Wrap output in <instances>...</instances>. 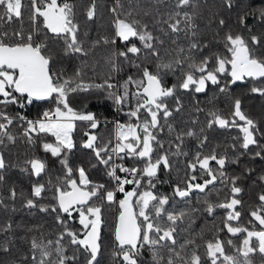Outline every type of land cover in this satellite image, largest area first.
I'll list each match as a JSON object with an SVG mask.
<instances>
[{
    "label": "snow or ice",
    "instance_id": "obj_1",
    "mask_svg": "<svg viewBox=\"0 0 264 264\" xmlns=\"http://www.w3.org/2000/svg\"><path fill=\"white\" fill-rule=\"evenodd\" d=\"M201 7L200 0H113L110 31L97 30L93 36L98 0H90L79 12L73 0H0V210L14 213L19 203L29 212L50 215L55 226V239L45 235L43 225L26 227L20 238L27 244L25 251L14 238L19 225L8 217L0 224V264H102L104 210L112 204L118 207L112 264H146V251L150 264H256V256L264 264V191L249 210V226L242 225V181L253 169L227 171L245 155L264 160L261 122L231 91L237 82L252 81L250 93L264 97V30L253 32L248 25L254 18L264 29V6H241L233 19L235 0H220L203 29L198 23ZM13 23L18 27L11 29ZM100 47L105 49L107 73L97 83L87 77L92 68L88 58ZM72 57L78 64L69 74L60 65ZM128 70L125 79H116ZM169 76L174 83L169 84ZM210 86L230 101L228 114L215 107V95L211 107L200 106L196 96ZM93 91H100L127 119L109 120L86 104L73 106L74 95ZM185 94L191 96L188 103ZM34 101L51 106L35 118L12 111ZM78 125L79 140L74 138ZM17 128L19 135L13 131ZM233 128L240 132L234 143L211 144L210 130ZM164 133L167 140L161 138ZM49 136L51 142H40ZM189 139L197 141L191 154L186 150ZM38 142L58 159L60 175L53 178L47 161L27 152L16 165L8 162L10 146L21 143L31 150ZM78 146L90 150L92 157L74 165L71 154ZM126 159L133 163L127 165ZM10 167L33 178L30 191L8 182ZM98 167L107 182L90 178V169ZM162 169L169 176L176 171V181L162 180ZM42 176L48 179L41 182ZM257 179L264 185V173ZM164 183H171V194L157 190ZM217 183L222 188L216 189ZM49 192L50 202L44 203ZM194 192L204 194L198 199L202 208L191 205ZM118 194L123 198L117 199ZM177 200L185 206L178 208ZM218 209L224 211L222 226L213 223L211 239L193 231L198 213L212 217ZM225 231L243 234L239 247L220 238ZM33 232L39 237L28 235Z\"/></svg>",
    "mask_w": 264,
    "mask_h": 264
},
{
    "label": "trees",
    "instance_id": "obj_2",
    "mask_svg": "<svg viewBox=\"0 0 264 264\" xmlns=\"http://www.w3.org/2000/svg\"><path fill=\"white\" fill-rule=\"evenodd\" d=\"M74 3L77 4L78 12L84 5L90 2V0H73ZM113 0H98V18L96 19L95 23L91 25L92 29V35L95 36L97 30L100 32H103L105 29H108L110 31L108 21L111 18V14L108 11V8L112 5ZM200 3L202 7L200 8V12L202 15V19L198 20V23L200 24L201 29L204 28L205 23H207V18L211 14L212 11H216L219 8L220 0H200ZM236 7L232 9L231 16L233 19L236 16V13L239 11L241 6H244L246 4H251L253 7H261L264 6V0H235ZM81 21H83V16L81 15L79 17ZM248 25L253 28V32H257L262 29L261 26L257 25L254 18H249ZM18 27V23H13L11 25V29H15ZM25 27L27 28V22H25ZM9 29V30H11ZM117 47L120 49H123V45L118 41ZM216 46L213 45V48ZM208 50L206 49L205 52ZM104 56H105V49L103 47L97 48L94 50L93 54L88 58L89 64L92 65V68L88 70L87 77L89 79L94 80L95 82L99 83L102 82V79L105 77L107 73V67L104 63ZM78 64V59L75 57L72 58H66L63 60V63L60 65L64 70H66L67 73L73 72L74 68ZM131 70H128L127 72H121L116 76L117 80L122 81L126 78L128 74H130ZM169 84L175 82V78L172 76H169L168 78ZM253 86L252 81H245V82H237L234 86H232L231 91L234 95L240 96L243 100V107L247 111V113L251 116H253L255 119L261 122V131H264V97H261L258 94H252L250 93L249 89ZM215 95L217 99L215 100V107L221 111H223L225 114H228L231 110V103L230 101L222 94H219L217 92L216 87L210 86L209 90L206 94H199L196 96V99L200 101V106L202 108H209L211 105L209 104V100ZM191 100V96L188 94H185V102L188 103ZM71 101L73 103L74 107H83L85 104L88 106V110L96 112L101 117H107L109 120L116 118L120 120H125L127 117H125L123 114L118 113L114 110V107L110 101H106L102 98V93L100 91H93L92 93H82L79 95H74L71 98ZM49 102L45 101H34L31 106H28L24 110H20L17 107H13L12 111H23L25 115H27L29 118H35L41 111H43L45 108L50 107ZM201 121L204 120L203 113L200 115ZM179 120V117L177 118ZM80 127L82 125H78L76 133H74V138H77L78 140L82 137V132L80 131ZM112 128V125L109 124L107 126V130H110ZM107 130H105V135L108 134ZM13 131L19 135L20 129H13ZM209 137L210 142L212 145L215 144H221L226 145L230 143H234L235 141L232 139L233 137H237L240 135V132L238 129H228V130H222V129H214L209 131ZM162 139L167 140L168 134L164 133L161 135ZM52 137H42L40 142H43L47 140L48 142L52 141ZM31 150L27 148V146L18 143L16 146H10L7 152V160L11 165H16L18 162L22 161L25 158V153L27 152L29 155H36L39 156L41 159H44L47 161L49 169H50V175L54 178L57 175L61 174V166L59 164V161L57 158L52 157L50 153H46L40 148L39 143ZM187 143V151L189 153H194L197 150V141L194 139H189L186 141ZM92 157V153L90 150H82L79 148L74 150V152L71 154V162L75 164L84 163L86 160L90 159ZM94 162V161H93ZM127 165H131L133 163L132 160L126 159L124 161ZM213 166H215L213 164ZM244 168H251L253 169V172L251 175L246 176V178L242 181V186L245 188V192L241 194L243 201H244V208L242 210V217L240 223L244 226H249L248 221L252 218L249 215L250 208H254L258 205L259 201L257 200V194L260 191H264V185H261L258 181V176L262 173H264V160L260 158L252 159L250 155H245L241 157L240 163L238 165H233L232 167H229L227 171L229 174L233 173H240L242 169ZM182 175V173H181ZM90 178L107 182L106 177L103 175V168H96V169H90ZM204 179L207 178V176L203 177ZM6 179L9 183H14L18 190L23 189L26 192L30 191V184L33 182V178L29 175L23 173L20 171L18 167H10L8 171L6 172ZM47 176H42L40 178L41 182H44L47 180ZM161 179L165 181H171L175 182L177 179V173L176 171H173L171 176L167 175L166 172L162 169L161 172ZM256 181V183H253ZM212 186H210L211 188ZM128 188H131V186H128ZM216 189L222 188V185L217 183L215 185ZM158 191L164 192L166 194H171L172 186L171 183H164L161 185H158ZM226 190L222 191L220 193L221 196L225 194ZM6 195V193H5ZM46 198L44 200V203L50 202L51 192L46 194ZM122 194L117 195V199H122ZM204 194L202 193H193L192 199H191V205L193 207L202 208V205L198 203V199H203ZM212 200H216L217 197L215 194L211 196ZM176 206L178 208L184 207V203L177 200ZM17 211L12 213H4L2 210H0V224L4 223V221L11 217L14 226L19 225V227H15L14 231V238L18 242L19 247H23L25 251H27V244L22 243L20 241V238L25 236L26 234V227H31L33 225H43V228L41 229L44 231L45 235L48 236V238L55 239V226L53 225V221L50 215H46L43 213H39L38 211L29 212L26 209H23L20 207L19 203L16 205ZM118 214V207L115 204L112 205H106L104 210V215L106 217V227L102 231V237L104 242V256L102 264H112V258L110 255L111 247H112V228L114 226V220L116 215ZM224 215L223 210H217L214 216L210 217L206 213H203L202 211L198 213L194 218V223L192 224V229L194 232L203 231L205 233V239H211L213 236V233L209 231V229L212 228L213 223H215L217 226H222L220 224V217ZM253 225L257 228H259L258 223L253 221ZM73 227L79 228V224L73 222ZM51 234V235H49ZM28 235H36L39 237L38 232L29 233ZM221 239L228 240L231 239L233 241V244L236 247L240 246V242L243 239V234H239L237 236H232L231 234H228L226 231L219 234ZM4 237L2 234H0V240H2ZM200 242V241H198ZM226 250L229 252L234 251L230 246H226ZM144 259L146 261V264H150V253L147 251L144 253ZM253 259L256 261V264H260V258L258 256L253 257Z\"/></svg>",
    "mask_w": 264,
    "mask_h": 264
},
{
    "label": "rangeland",
    "instance_id": "obj_3",
    "mask_svg": "<svg viewBox=\"0 0 264 264\" xmlns=\"http://www.w3.org/2000/svg\"><path fill=\"white\" fill-rule=\"evenodd\" d=\"M46 109V108H45Z\"/></svg>",
    "mask_w": 264,
    "mask_h": 264
}]
</instances>
